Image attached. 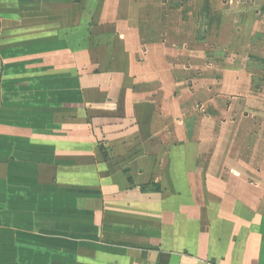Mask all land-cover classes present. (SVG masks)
Returning <instances> with one entry per match:
<instances>
[{"label":"crops","instance_id":"crops-1","mask_svg":"<svg viewBox=\"0 0 264 264\" xmlns=\"http://www.w3.org/2000/svg\"><path fill=\"white\" fill-rule=\"evenodd\" d=\"M132 1L0 0V264H264V187L156 127Z\"/></svg>","mask_w":264,"mask_h":264},{"label":"rangeland","instance_id":"rangeland-1","mask_svg":"<svg viewBox=\"0 0 264 264\" xmlns=\"http://www.w3.org/2000/svg\"><path fill=\"white\" fill-rule=\"evenodd\" d=\"M131 3L143 13L134 24L148 21L143 69L154 81L142 86L159 132L196 154L198 169L264 187V0Z\"/></svg>","mask_w":264,"mask_h":264}]
</instances>
